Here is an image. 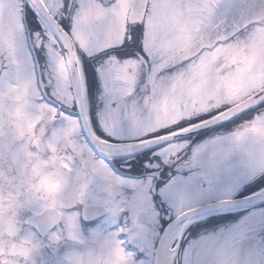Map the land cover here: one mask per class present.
Returning <instances> with one entry per match:
<instances>
[{"label": "snow or ice", "instance_id": "obj_1", "mask_svg": "<svg viewBox=\"0 0 264 264\" xmlns=\"http://www.w3.org/2000/svg\"><path fill=\"white\" fill-rule=\"evenodd\" d=\"M0 264H264V0H0Z\"/></svg>", "mask_w": 264, "mask_h": 264}]
</instances>
